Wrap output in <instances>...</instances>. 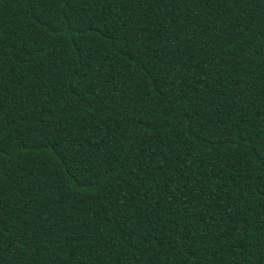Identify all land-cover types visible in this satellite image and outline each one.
Returning a JSON list of instances; mask_svg holds the SVG:
<instances>
[{"label":"trees","instance_id":"trees-1","mask_svg":"<svg viewBox=\"0 0 264 264\" xmlns=\"http://www.w3.org/2000/svg\"><path fill=\"white\" fill-rule=\"evenodd\" d=\"M0 264H264V0H0Z\"/></svg>","mask_w":264,"mask_h":264}]
</instances>
